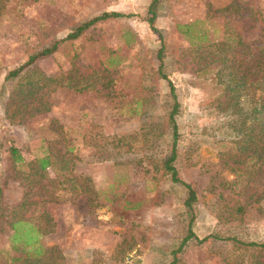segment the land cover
<instances>
[{
  "label": "rangeland",
  "instance_id": "obj_1",
  "mask_svg": "<svg viewBox=\"0 0 264 264\" xmlns=\"http://www.w3.org/2000/svg\"><path fill=\"white\" fill-rule=\"evenodd\" d=\"M152 1L0 0V264L22 255L11 242L18 218L40 225V244L57 249L48 264H264V165L240 153L217 108L223 84L210 69L218 64L204 65L213 48L205 45L225 39L251 45L245 58L264 51V0H160L157 30ZM113 11L126 16L96 22L25 71L24 89L29 80L41 88L27 100L28 117L17 111L11 120L6 103L18 79L5 80L9 70ZM168 80L180 103L176 165L198 196L192 229L223 238L190 240L176 261L192 215L186 188L165 168ZM47 155L51 165L38 171Z\"/></svg>",
  "mask_w": 264,
  "mask_h": 264
},
{
  "label": "trees",
  "instance_id": "obj_2",
  "mask_svg": "<svg viewBox=\"0 0 264 264\" xmlns=\"http://www.w3.org/2000/svg\"><path fill=\"white\" fill-rule=\"evenodd\" d=\"M159 1L160 0H153L149 6L151 17L148 18V21L155 30H157L155 27V20L157 18L156 8ZM123 16H126V14L116 11L104 12L96 15L78 25L62 40H58L51 46L43 48L39 52L32 54L27 61L16 68L9 70L5 80L14 82V80L18 79V82L15 87L16 92L9 95V99L6 103L7 116L11 120H14L15 114L17 111H20L21 121L28 117L27 110L29 107H27V105L29 103H27V100L29 99L32 91H34L35 87H39L40 84L39 82L29 80L31 87L26 91L24 89V83L22 84V80L24 79L22 75L39 58L52 55L62 41L78 38L87 28L96 22L109 17ZM192 24L193 23L181 24L179 27L181 29H189ZM187 31L184 30L183 33L187 34ZM207 45L208 46L205 45V47L213 46V48H211V50H206L205 54L203 53L209 59V61L204 65L205 67H208L211 63L218 64L214 68L210 69V71H215L214 73L217 82L223 84V99L218 100L217 108H222L223 111L227 112L229 117V126L233 128L240 153L244 154L249 159L257 158V161L261 162V165H264V51L259 49L251 54L248 53V58H245L244 50H249L251 45L245 43L240 38L238 39L237 44L233 46L229 45L226 39L215 44L210 43ZM164 49L165 47L163 45L158 53V57L161 60L160 72L164 78H168L167 74L163 71L164 62L162 58L164 56ZM44 77L52 82H59V78L56 76ZM168 81L170 84V94L174 99V104L170 113L173 142L172 152L165 162V168L173 181L181 183L186 188L187 198L185 200V206L192 215L189 220V227L184 240L177 249L173 250V261H176L178 253L182 251L183 247L190 240L192 241L193 239H196L200 242H205L211 238H223L218 234H214L200 239L192 229L195 203L198 200V196L195 188L179 176V170L176 165L179 137V126L176 114L179 111L180 103L177 98L175 84L171 80ZM39 88H41V86ZM11 152L15 160H24V157L20 154L17 147H12ZM36 162L38 164L37 170L42 171L51 165L52 160L51 157L47 155L38 158ZM1 190L0 185V196ZM27 197L19 205L20 209H23L30 204ZM11 225L12 229H14L11 234V242H13L12 248L21 251L22 255L12 258L10 264H16L15 261H18L19 264H48V261L52 259L50 254H54L57 249L55 247L48 249L40 244V236L42 234L40 225L30 224L28 221L25 222L23 218L13 220ZM18 241H22V247L17 244ZM250 244L256 245L257 243L251 242ZM261 245H264V242ZM173 263L174 262H172V264Z\"/></svg>",
  "mask_w": 264,
  "mask_h": 264
}]
</instances>
